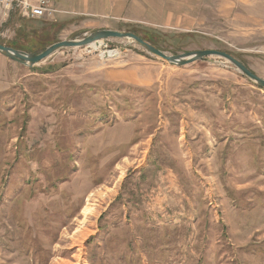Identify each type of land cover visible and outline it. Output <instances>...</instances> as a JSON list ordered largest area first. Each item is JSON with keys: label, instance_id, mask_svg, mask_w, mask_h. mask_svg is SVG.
I'll use <instances>...</instances> for the list:
<instances>
[{"label": "rangeland", "instance_id": "1", "mask_svg": "<svg viewBox=\"0 0 264 264\" xmlns=\"http://www.w3.org/2000/svg\"><path fill=\"white\" fill-rule=\"evenodd\" d=\"M205 2L203 26L113 30L168 55L223 51L264 80V0ZM104 26L14 15L0 43L39 53ZM6 62L0 264H264V90L230 63L173 67L120 39ZM135 72L153 83L122 82Z\"/></svg>", "mask_w": 264, "mask_h": 264}, {"label": "crops", "instance_id": "2", "mask_svg": "<svg viewBox=\"0 0 264 264\" xmlns=\"http://www.w3.org/2000/svg\"><path fill=\"white\" fill-rule=\"evenodd\" d=\"M81 5L83 11L72 12L71 19L65 18L61 9L55 8L54 19L79 20L90 23H105L103 28L116 29V26L155 31L161 27L174 28L183 26L185 30L195 25H204L209 12L205 0H69ZM97 18V19H96ZM184 31V30H183ZM190 31V30H189ZM143 37L142 35H138ZM9 60L0 55V83L5 81V66ZM122 82L131 85L147 86L153 83L138 73H127ZM110 78L111 75H110Z\"/></svg>", "mask_w": 264, "mask_h": 264}, {"label": "water", "instance_id": "3", "mask_svg": "<svg viewBox=\"0 0 264 264\" xmlns=\"http://www.w3.org/2000/svg\"><path fill=\"white\" fill-rule=\"evenodd\" d=\"M109 39H120V40H128L148 54L164 61L170 66L173 67H183L186 65H190L195 62L204 61L209 57H218L230 63L236 70L243 75L249 82H251L254 86L259 89L264 90V80L257 77L253 74L244 64H242L239 60L235 59L231 55L226 52L207 49L200 50L194 52H187L178 55H168L150 43L144 41L138 35L127 32V31H116L112 29H100L96 30L84 38L80 40H65L60 41L54 44H51L43 51L39 53H25L20 50L13 49L11 47L4 46L0 44V55L6 58L7 60L14 62L16 64L22 65L27 68H32L45 59L51 57L55 53L69 48H85L90 47L91 45H102V42L107 41ZM99 47V46H98ZM100 48V47H99ZM124 49H121L120 52H123ZM106 59V56L104 57Z\"/></svg>", "mask_w": 264, "mask_h": 264}, {"label": "built area", "instance_id": "4", "mask_svg": "<svg viewBox=\"0 0 264 264\" xmlns=\"http://www.w3.org/2000/svg\"><path fill=\"white\" fill-rule=\"evenodd\" d=\"M17 14L24 20H54L53 0H0V24Z\"/></svg>", "mask_w": 264, "mask_h": 264}, {"label": "trees", "instance_id": "5", "mask_svg": "<svg viewBox=\"0 0 264 264\" xmlns=\"http://www.w3.org/2000/svg\"><path fill=\"white\" fill-rule=\"evenodd\" d=\"M14 15H17V14H13V15H11L10 16V18H9V21L11 20V18L14 16ZM18 16V15H17ZM18 18H20V19H22L20 16H18ZM22 20H24V19H22ZM26 21H28V20H26ZM130 32H132V33H134V34H136V35H138L137 33H135L134 31H130ZM24 35H27V34H24ZM25 36H23V40H25ZM144 41H146L145 40V37L143 36V37H141ZM22 40H21V38L18 40V42H11L9 45H7V47H11V48H13V49H16V50H20V51H23V52H26V53H35V52H37L38 51V48H36V46H32L31 48H27V47H24L23 45H21L20 44V42H21ZM149 42V41H148ZM0 44H2V43H0ZM3 45V44H2ZM43 51V50H42Z\"/></svg>", "mask_w": 264, "mask_h": 264}, {"label": "bare ground", "instance_id": "6", "mask_svg": "<svg viewBox=\"0 0 264 264\" xmlns=\"http://www.w3.org/2000/svg\"><path fill=\"white\" fill-rule=\"evenodd\" d=\"M100 44V43H99ZM97 45H91L90 47L96 48ZM89 47V48H90ZM95 194V193H94ZM94 194H91V198L94 197ZM102 196V195H101ZM90 197V196H89ZM88 204L82 209L81 211V215L83 216V220L81 221L82 224L85 223V220H87V218L89 216H91L94 213V204L90 203V200H88L87 202ZM86 224V223H85ZM84 227H81V230L78 229L77 233L80 234V236H84L86 233V230L83 229Z\"/></svg>", "mask_w": 264, "mask_h": 264}]
</instances>
